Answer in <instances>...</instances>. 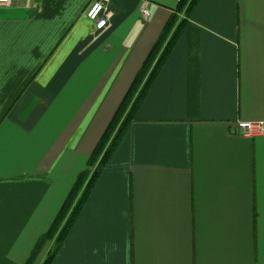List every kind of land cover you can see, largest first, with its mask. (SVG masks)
Returning <instances> with one entry per match:
<instances>
[{
	"label": "crops",
	"instance_id": "crops-1",
	"mask_svg": "<svg viewBox=\"0 0 264 264\" xmlns=\"http://www.w3.org/2000/svg\"><path fill=\"white\" fill-rule=\"evenodd\" d=\"M92 1L0 7V264H25L180 19L50 264H264V137L234 132L264 121V0H109L96 36Z\"/></svg>",
	"mask_w": 264,
	"mask_h": 264
},
{
	"label": "trees",
	"instance_id": "trees-1",
	"mask_svg": "<svg viewBox=\"0 0 264 264\" xmlns=\"http://www.w3.org/2000/svg\"><path fill=\"white\" fill-rule=\"evenodd\" d=\"M198 1L199 0H179L177 4L178 10L181 9L182 11H185V13L190 12L196 6ZM184 21L185 20H181V19L178 20V22L175 25V28L173 29V32L169 36L168 40L162 46L163 48L161 47L162 51L159 53V51L161 50L159 48V45L163 44V41L165 40V36L167 32L169 31L170 27H172L174 20H171L169 22L166 31L163 33V36L161 37L160 44H157L155 49L152 51V53L149 55V57L145 61L143 68L138 73L137 77L135 78L134 83L131 85L130 90L128 91L127 95L123 99L108 129L106 130L105 134L103 135L102 139L100 140L95 150L89 156L87 160L86 168L76 177L65 201L63 202L51 226L49 227V230L45 234L39 237V239L37 240L35 246L33 247V250L31 251L25 264H35L41 250L43 249V247L45 246L47 242H53L52 248L48 252V254L46 255L45 259L43 260L41 264L51 263L61 243L66 237L72 223L74 222L80 209L84 205L97 177L99 176L100 172L105 167V165L107 164V160L109 156L111 155V153L113 152V149L116 145L119 135L130 118L131 111L135 108L137 102L139 101L142 94L144 93V90L147 87L148 83L150 82L152 77L155 75L159 66L162 64L165 57L167 56L168 51L170 47L172 46L176 38V35L179 29L181 28L182 24L184 23ZM156 54L157 55L159 54V55L156 58L154 70L152 71L151 74H149L146 82L144 83V86L140 89L135 99H133L132 104L129 107L130 111L128 110V112L125 115L126 117L128 116L127 119L122 122V124L120 125V128L117 129L114 136L108 140L109 133L111 129L113 128L114 124L116 123V121L118 120L119 115L122 112L123 106L126 105L127 102L130 103L131 101L130 99L132 98L133 95H135L136 89L139 86V81L145 75L147 68L151 65V62L155 58ZM95 163H96L95 167L91 169Z\"/></svg>",
	"mask_w": 264,
	"mask_h": 264
},
{
	"label": "built area",
	"instance_id": "built-area-1",
	"mask_svg": "<svg viewBox=\"0 0 264 264\" xmlns=\"http://www.w3.org/2000/svg\"><path fill=\"white\" fill-rule=\"evenodd\" d=\"M19 0H0V7H9ZM109 0H93L88 6L85 17L93 25V35H99L108 27L110 15L106 12V5ZM142 16H149L146 8L142 9ZM234 132L247 139L264 137V121L244 122L240 121L235 124Z\"/></svg>",
	"mask_w": 264,
	"mask_h": 264
},
{
	"label": "rangeland",
	"instance_id": "rangeland-1",
	"mask_svg": "<svg viewBox=\"0 0 264 264\" xmlns=\"http://www.w3.org/2000/svg\"><path fill=\"white\" fill-rule=\"evenodd\" d=\"M169 36H170V34H168V37H169ZM162 48H163V47H162ZM160 49H161V48H160ZM161 51H162V49L159 51V53H160ZM158 55H159V54H158ZM158 55L156 54L155 58H154V59L152 60V62H151V65L147 68V71H146V73H145L146 80H147L149 74H151L152 71L154 70L155 61H156V58H157ZM143 86H144V84H142V86L140 87V89H141ZM140 89H139V91H140ZM137 94H138V93H137ZM133 96H134V95H133ZM133 96H132V98H133ZM132 98L130 99V100H131L130 103L127 102V104L123 106V108H122V112H121V114L119 115L118 120L116 121V123L114 124L113 128L111 129V131H110V133H109L108 140L114 136V134L116 133L117 129L120 128V125L122 124V122H123L124 120L127 119L128 116L126 117L125 115H126V113L128 112V110L130 111V109H128V108H129L130 105L132 104V101H133ZM124 117H125V119H124ZM103 150H104V149H103ZM95 165H96V163L94 164V166H93L91 169H93V168L95 167ZM51 243H53V242H51ZM51 247H52V246H51Z\"/></svg>",
	"mask_w": 264,
	"mask_h": 264
}]
</instances>
